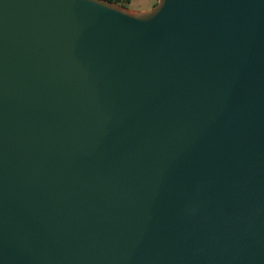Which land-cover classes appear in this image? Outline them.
<instances>
[{
  "label": "water",
  "instance_id": "water-1",
  "mask_svg": "<svg viewBox=\"0 0 264 264\" xmlns=\"http://www.w3.org/2000/svg\"><path fill=\"white\" fill-rule=\"evenodd\" d=\"M0 264H264V0H0Z\"/></svg>",
  "mask_w": 264,
  "mask_h": 264
},
{
  "label": "rangeland",
  "instance_id": "rangeland-1",
  "mask_svg": "<svg viewBox=\"0 0 264 264\" xmlns=\"http://www.w3.org/2000/svg\"><path fill=\"white\" fill-rule=\"evenodd\" d=\"M157 0H120L123 6L134 10H146L151 8Z\"/></svg>",
  "mask_w": 264,
  "mask_h": 264
},
{
  "label": "trees",
  "instance_id": "trees-1",
  "mask_svg": "<svg viewBox=\"0 0 264 264\" xmlns=\"http://www.w3.org/2000/svg\"><path fill=\"white\" fill-rule=\"evenodd\" d=\"M109 1H113V2H116V3L120 4V5H123V4L120 3V0H109Z\"/></svg>",
  "mask_w": 264,
  "mask_h": 264
}]
</instances>
